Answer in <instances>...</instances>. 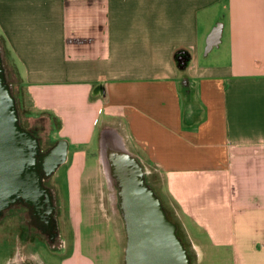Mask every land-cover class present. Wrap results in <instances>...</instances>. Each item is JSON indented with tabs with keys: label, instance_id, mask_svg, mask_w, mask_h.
Wrapping results in <instances>:
<instances>
[{
	"label": "crops",
	"instance_id": "crops-1",
	"mask_svg": "<svg viewBox=\"0 0 264 264\" xmlns=\"http://www.w3.org/2000/svg\"><path fill=\"white\" fill-rule=\"evenodd\" d=\"M0 36L32 107L68 142L57 202L72 240L56 264H122L119 220L86 208L89 146L114 124L161 175L153 187L197 264H264V0H0Z\"/></svg>",
	"mask_w": 264,
	"mask_h": 264
},
{
	"label": "water",
	"instance_id": "water-1",
	"mask_svg": "<svg viewBox=\"0 0 264 264\" xmlns=\"http://www.w3.org/2000/svg\"><path fill=\"white\" fill-rule=\"evenodd\" d=\"M221 31L222 23L209 31L205 53L219 44ZM98 145L123 221L124 264H192L178 234V224L169 218L162 199L148 183L139 157L126 148L120 134L111 127H102ZM67 151L66 140L42 150L39 138L22 126L0 48V218L22 205L47 223L54 221L57 228L58 205L44 183L66 161Z\"/></svg>",
	"mask_w": 264,
	"mask_h": 264
},
{
	"label": "rangeland",
	"instance_id": "rangeland-1",
	"mask_svg": "<svg viewBox=\"0 0 264 264\" xmlns=\"http://www.w3.org/2000/svg\"><path fill=\"white\" fill-rule=\"evenodd\" d=\"M212 13L213 11H211V14ZM226 19H227L226 11L224 10V7L221 6L220 12L218 14H214V19H213L214 21L210 23L211 21L210 19H208V26L211 25L212 26L211 28H213L218 23H222V24L226 23ZM0 48L3 51L5 70L8 71V67H7L8 65L6 63L9 61L10 56L1 36H0ZM213 48L212 50L208 51L206 54L204 49L203 50V54L205 55L204 57L209 58L215 51H217V48L214 49ZM7 80H8V76H7ZM8 82L10 83V80H8ZM14 84L15 85L13 86L12 90L14 91L15 89V91L18 93L19 90L21 89V85L18 82H15ZM98 112L100 113L101 109H99ZM19 115L22 126L26 129L31 128L35 131L37 137L40 140V144L42 147H45L47 145H52L57 141L67 140L63 136H60L56 133V129H54V125L56 122L54 123V120H52L51 115L44 111L35 110L32 107V105L29 104L28 99L26 100L23 107L19 108ZM103 119H104L103 116H101L100 121H102ZM110 126L112 127L114 126L113 128H116L120 133V135L124 136L121 126L117 124ZM122 141L126 146L127 144L126 141L124 139H122ZM72 150H73V146L70 147V152ZM70 157L71 156L69 155L67 161L64 164L60 165V167L57 169V171L52 175V177L48 181V184L54 187V190L56 192V199L58 200L60 205L64 199L65 200L67 199L68 183H67L66 168H67V164L70 161ZM139 159L141 160L144 169L146 171L147 181L151 183L154 182V184H156L157 181L158 182L161 181L162 178L161 175L155 169L151 168L149 164L145 162V160H142L141 158ZM86 170L87 173L90 172L94 173L98 171V177H96V181H93V185L96 187H92V189H90L93 199L92 206L87 205L86 208L89 207V209H91V207H93L97 209L98 211L96 212H99L98 215L101 218L112 217V218H117V220H119L120 224L122 225L119 234L121 238L122 247H124L123 245L125 242V233H124L123 221L116 205L115 188L111 183L109 176L103 165V162L99 156V145L97 146L95 151H94V145L89 146V154L87 156V161H86ZM60 207L61 209L65 208L64 206L63 207L60 206ZM171 214L173 215L172 212ZM24 229H26L24 221L20 220L16 216L8 215L2 220V222L0 223V264H56L62 255L61 252L62 248L60 247L59 249H57V247H50L42 239V237L40 238L38 237V235L28 237L26 236L25 234L26 231ZM60 230H61V234L64 235L62 237L63 240L68 238V243L70 244L72 240L71 236L68 237L66 235L67 232L65 231L63 226H60ZM178 230L181 239L183 240L192 258V264H197L195 262L196 254L192 250L191 244L188 243V239L186 236H184L183 231L179 228ZM113 249L114 247H112V250ZM212 256L216 257L215 254L212 253L210 256L204 258L203 262L200 264H221L217 262L215 258H213ZM122 264H124L123 261Z\"/></svg>",
	"mask_w": 264,
	"mask_h": 264
},
{
	"label": "flooded vegetation",
	"instance_id": "flooded-vegetation-1",
	"mask_svg": "<svg viewBox=\"0 0 264 264\" xmlns=\"http://www.w3.org/2000/svg\"><path fill=\"white\" fill-rule=\"evenodd\" d=\"M27 129L30 132H32L34 135L37 136V134L35 133V131L33 129H31V128H27ZM50 146L51 145H47L45 147L41 146V148H42V150H46ZM48 181H46L44 183V185L49 188L51 194L55 195V197L53 198V201L56 205H58L57 199H56V192L54 190V187L49 185ZM148 183L150 184L151 182L148 181ZM151 184L150 185L153 187L154 182H152ZM8 215L16 216L20 220L24 221L25 226H26V229H24L26 231V233H25L26 236L32 237V236L38 235V237H40V238L42 237V239L50 247H57L58 248V247H60V245L61 246L63 245L62 236L60 233L61 230H60L59 222H58V226L56 228L54 221L50 220L49 223H47L45 220H43V218H41V216L36 215L32 209L27 208V207L22 206V205H19L18 207L12 208L9 211H7L6 214L2 218H0V223ZM58 215H59V207L55 211V216L57 218H58ZM56 232L58 233L57 235H55Z\"/></svg>",
	"mask_w": 264,
	"mask_h": 264
},
{
	"label": "trees",
	"instance_id": "trees-1",
	"mask_svg": "<svg viewBox=\"0 0 264 264\" xmlns=\"http://www.w3.org/2000/svg\"><path fill=\"white\" fill-rule=\"evenodd\" d=\"M7 50L9 52V56L10 57H9V61L6 63L8 65L7 66L8 67V71H6V76H8V80H10L12 88L15 85L14 84L15 82H18L21 85V89L19 90L18 93L15 91V89L13 91V93H14L16 99H17L18 108L23 107V105L25 104L27 99H28L29 104L31 105L29 97H28V94H27V91H26L25 79H24V76H23V70H22V68L20 66V63L18 62L16 57L9 51L8 48H7ZM177 55L178 54H176V56ZM20 95H21V98H20ZM25 98H26V100H25ZM48 114H50V113H48ZM51 118H52V120H54V123L56 122L55 125H54V128H59L60 122L57 121V119L53 115H51ZM164 207H165V205H164ZM165 209L167 210L166 207H165ZM167 213H168L169 218L172 219L170 214H169V212H168V210H167ZM178 234H179V230H178ZM179 236H180V234H179Z\"/></svg>",
	"mask_w": 264,
	"mask_h": 264
}]
</instances>
